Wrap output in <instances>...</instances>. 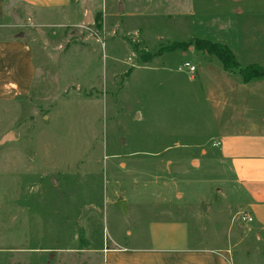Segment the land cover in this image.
Segmentation results:
<instances>
[{
  "label": "rangeland",
  "instance_id": "374dc122",
  "mask_svg": "<svg viewBox=\"0 0 264 264\" xmlns=\"http://www.w3.org/2000/svg\"><path fill=\"white\" fill-rule=\"evenodd\" d=\"M191 7L73 0L15 30L32 40L37 77L28 97L0 99V139L14 135L0 145V264H102L100 242L146 244L148 222L166 216L187 222L191 243L230 246L234 264H264V242L243 235L239 219L231 238L218 213L227 206L219 190L235 192L210 146L223 125L210 92L223 91L224 67L194 46L166 51L197 39L226 45L241 77L264 68V16L193 17ZM188 61L193 74L179 71ZM237 87L264 110L253 86ZM256 90L264 95V84ZM234 199L233 212L244 211Z\"/></svg>",
  "mask_w": 264,
  "mask_h": 264
},
{
  "label": "crops",
  "instance_id": "0c3cea01",
  "mask_svg": "<svg viewBox=\"0 0 264 264\" xmlns=\"http://www.w3.org/2000/svg\"><path fill=\"white\" fill-rule=\"evenodd\" d=\"M72 1L22 0L16 6V10L19 15L21 13L19 9L23 8L27 21L23 24L21 20L19 25H16L6 17L11 12L5 11L8 0H0V35L4 34L3 31L8 32L5 33L7 36L0 38L1 100L28 97L32 93L37 77L32 40H26L27 36L19 37L20 31L15 30H20L19 28L24 25L33 28L34 11L36 13V10L71 7ZM191 3L189 13L193 17H227L249 22L250 18L264 16V0H191ZM224 72V84L221 89L223 91L218 92L214 89L210 92L215 101L213 108L216 116L222 117L223 123L220 137L210 142V146L212 150H216L214 159L228 176L227 181L234 185L235 192L219 190L221 200H225L227 206L225 209L218 208V213L225 217L229 236L239 216L247 214L252 217L253 222L247 225L239 221V229L243 235L247 230V233L262 243L264 242V110L250 108V103L246 101H250L251 97L248 94H240L237 84L243 90L253 86L252 93L264 100V95L256 90L260 84H264V79L244 83L242 77H236L235 74L233 77L236 79H234L231 71ZM194 161L196 166L199 165L196 158H193ZM235 196L241 197L240 204L244 207V211L233 212ZM171 212L172 210H169V215ZM147 232L146 244L129 246L116 240H113L112 244L100 242L97 252L99 258H102V264H234L230 246L206 248L200 243H191L189 226L180 217L166 216L160 220H151L147 224ZM126 234L132 236V231L126 230ZM227 240L229 241V237Z\"/></svg>",
  "mask_w": 264,
  "mask_h": 264
},
{
  "label": "trees",
  "instance_id": "16d2710c",
  "mask_svg": "<svg viewBox=\"0 0 264 264\" xmlns=\"http://www.w3.org/2000/svg\"><path fill=\"white\" fill-rule=\"evenodd\" d=\"M191 46H194L195 50H199L208 55H215L227 71L236 70L240 67L235 55L226 45L213 43L207 40L197 39L188 43H176L168 47L166 51L169 52L178 49L186 50ZM240 75L244 83H249L257 79H264V68L260 65L253 64L245 69H240Z\"/></svg>",
  "mask_w": 264,
  "mask_h": 264
},
{
  "label": "water",
  "instance_id": "95a60500",
  "mask_svg": "<svg viewBox=\"0 0 264 264\" xmlns=\"http://www.w3.org/2000/svg\"><path fill=\"white\" fill-rule=\"evenodd\" d=\"M22 0H8V3L5 6V11H11L12 12V16L14 18V23L16 25H19L21 19L17 13L16 10V6L21 2ZM86 21H90V18L87 19ZM19 37H25V35L22 33L19 35ZM12 139H14V135L13 133H8L6 135H4L1 139H0V145H4L5 143L11 141ZM119 207L121 209V211L125 214H127V204L125 201H122L119 203Z\"/></svg>",
  "mask_w": 264,
  "mask_h": 264
},
{
  "label": "built area",
  "instance_id": "2783aa9c",
  "mask_svg": "<svg viewBox=\"0 0 264 264\" xmlns=\"http://www.w3.org/2000/svg\"><path fill=\"white\" fill-rule=\"evenodd\" d=\"M185 70H188L191 74H193L197 71V67L188 61L185 62L181 67H179V71H185ZM239 219L244 224L253 222V218L247 214H242L241 216H239Z\"/></svg>",
  "mask_w": 264,
  "mask_h": 264
}]
</instances>
